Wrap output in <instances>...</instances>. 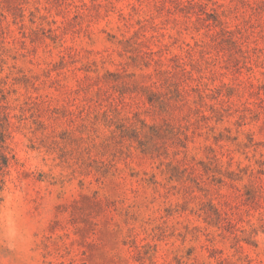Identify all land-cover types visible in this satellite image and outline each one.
<instances>
[{"label": "rangeland", "instance_id": "obj_1", "mask_svg": "<svg viewBox=\"0 0 264 264\" xmlns=\"http://www.w3.org/2000/svg\"><path fill=\"white\" fill-rule=\"evenodd\" d=\"M0 264H264V0H0Z\"/></svg>", "mask_w": 264, "mask_h": 264}]
</instances>
